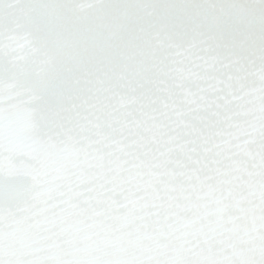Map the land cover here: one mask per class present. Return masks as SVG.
<instances>
[{
	"label": "snow or ice",
	"instance_id": "1",
	"mask_svg": "<svg viewBox=\"0 0 264 264\" xmlns=\"http://www.w3.org/2000/svg\"><path fill=\"white\" fill-rule=\"evenodd\" d=\"M0 264H264V0H0Z\"/></svg>",
	"mask_w": 264,
	"mask_h": 264
}]
</instances>
